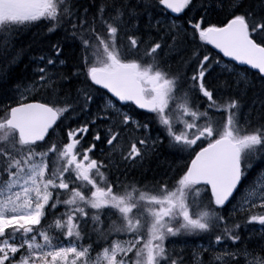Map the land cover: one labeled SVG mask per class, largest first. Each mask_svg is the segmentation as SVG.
I'll list each match as a JSON object with an SVG mask.
<instances>
[{"label":"snow or ice","instance_id":"1","mask_svg":"<svg viewBox=\"0 0 264 264\" xmlns=\"http://www.w3.org/2000/svg\"><path fill=\"white\" fill-rule=\"evenodd\" d=\"M0 264H264V0H0Z\"/></svg>","mask_w":264,"mask_h":264},{"label":"trees","instance_id":"2","mask_svg":"<svg viewBox=\"0 0 264 264\" xmlns=\"http://www.w3.org/2000/svg\"><path fill=\"white\" fill-rule=\"evenodd\" d=\"M29 40H30V36L28 34H23V35H21L18 43L22 44V45H26L29 42ZM30 70H31V65L28 63V58L25 57V58H23V61L21 63H19L17 66H15V68L12 71V75L14 77H22V76L28 74L30 72ZM201 110H203V108ZM147 167L149 169H152V170L146 171L143 175H141L140 173H135L129 177V179H135L136 181L141 182L137 185L138 187H140L144 183H149L152 180L155 172L159 171L158 169H156L155 162H152ZM153 170H155V171H153ZM256 227L259 228L258 225ZM196 243H197V245H199V244L205 243V242L198 240Z\"/></svg>","mask_w":264,"mask_h":264},{"label":"water","instance_id":"3","mask_svg":"<svg viewBox=\"0 0 264 264\" xmlns=\"http://www.w3.org/2000/svg\"><path fill=\"white\" fill-rule=\"evenodd\" d=\"M211 47V46H210ZM215 51V50H214ZM225 59H227V58H225ZM246 67V66H245Z\"/></svg>","mask_w":264,"mask_h":264}]
</instances>
